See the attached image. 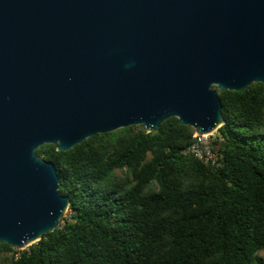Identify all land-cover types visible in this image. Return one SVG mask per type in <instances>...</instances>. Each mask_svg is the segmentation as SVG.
<instances>
[{"label":"water","instance_id":"water-1","mask_svg":"<svg viewBox=\"0 0 264 264\" xmlns=\"http://www.w3.org/2000/svg\"><path fill=\"white\" fill-rule=\"evenodd\" d=\"M264 83V0H0V243L23 250L70 205L43 144L164 120L211 135L219 90Z\"/></svg>","mask_w":264,"mask_h":264},{"label":"trees","instance_id":"trees-1","mask_svg":"<svg viewBox=\"0 0 264 264\" xmlns=\"http://www.w3.org/2000/svg\"><path fill=\"white\" fill-rule=\"evenodd\" d=\"M218 96L217 167L176 117L40 146L69 208L28 250L0 243V264H264V83Z\"/></svg>","mask_w":264,"mask_h":264},{"label":"built area","instance_id":"built-area-1","mask_svg":"<svg viewBox=\"0 0 264 264\" xmlns=\"http://www.w3.org/2000/svg\"><path fill=\"white\" fill-rule=\"evenodd\" d=\"M214 133L216 134L215 137L216 139L219 136V134L217 133V131ZM207 136L208 135H197L193 133V137L195 138V141L190 146L189 151L192 152L206 165L211 167H217L221 164L222 156L218 152L212 149L211 142L205 140Z\"/></svg>","mask_w":264,"mask_h":264},{"label":"rangeland","instance_id":"rangeland-1","mask_svg":"<svg viewBox=\"0 0 264 264\" xmlns=\"http://www.w3.org/2000/svg\"><path fill=\"white\" fill-rule=\"evenodd\" d=\"M215 137H216V134L213 133V135H208V136L205 138V140H207L208 142H212V141L215 139ZM68 214H70V212H68ZM25 250H28V247L25 248ZM260 254H261L262 256H264V251L260 252Z\"/></svg>","mask_w":264,"mask_h":264}]
</instances>
